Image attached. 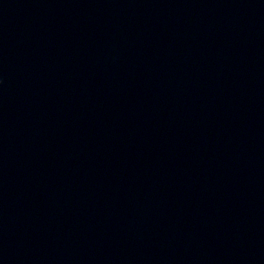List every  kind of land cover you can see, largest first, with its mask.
<instances>
[{
  "label": "water",
  "instance_id": "obj_1",
  "mask_svg": "<svg viewBox=\"0 0 264 264\" xmlns=\"http://www.w3.org/2000/svg\"><path fill=\"white\" fill-rule=\"evenodd\" d=\"M0 264H264V0H0Z\"/></svg>",
  "mask_w": 264,
  "mask_h": 264
}]
</instances>
